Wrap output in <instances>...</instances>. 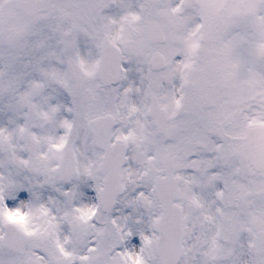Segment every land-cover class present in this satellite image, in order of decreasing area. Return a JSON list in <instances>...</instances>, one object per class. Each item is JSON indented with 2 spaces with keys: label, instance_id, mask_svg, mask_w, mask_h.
Returning a JSON list of instances; mask_svg holds the SVG:
<instances>
[{
  "label": "snow or ice",
  "instance_id": "6c2138e0",
  "mask_svg": "<svg viewBox=\"0 0 264 264\" xmlns=\"http://www.w3.org/2000/svg\"><path fill=\"white\" fill-rule=\"evenodd\" d=\"M0 264H264V0H0Z\"/></svg>",
  "mask_w": 264,
  "mask_h": 264
},
{
  "label": "rangeland",
  "instance_id": "374dc122",
  "mask_svg": "<svg viewBox=\"0 0 264 264\" xmlns=\"http://www.w3.org/2000/svg\"><path fill=\"white\" fill-rule=\"evenodd\" d=\"M20 194L26 195V198H25V199H27V193H20ZM7 203H9V204H8L9 206H10L11 204H12L13 206H15V202L12 201V200L7 201ZM12 205H11V206H12ZM11 206H10V207H11Z\"/></svg>",
  "mask_w": 264,
  "mask_h": 264
},
{
  "label": "clouds",
  "instance_id": "9594fccd",
  "mask_svg": "<svg viewBox=\"0 0 264 264\" xmlns=\"http://www.w3.org/2000/svg\"><path fill=\"white\" fill-rule=\"evenodd\" d=\"M16 222H17V223H22V221H21V219H20L19 216L16 217Z\"/></svg>",
  "mask_w": 264,
  "mask_h": 264
}]
</instances>
